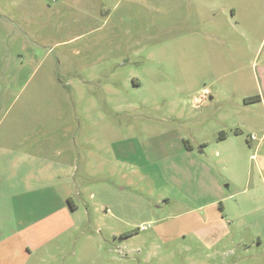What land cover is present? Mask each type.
<instances>
[{"label":"rangeland","instance_id":"rangeland-1","mask_svg":"<svg viewBox=\"0 0 264 264\" xmlns=\"http://www.w3.org/2000/svg\"><path fill=\"white\" fill-rule=\"evenodd\" d=\"M253 96L264 0H0V264H264Z\"/></svg>","mask_w":264,"mask_h":264},{"label":"crops","instance_id":"crops-1","mask_svg":"<svg viewBox=\"0 0 264 264\" xmlns=\"http://www.w3.org/2000/svg\"><path fill=\"white\" fill-rule=\"evenodd\" d=\"M264 99H262L261 97H259V100L258 101H263ZM263 134H264V132H263ZM221 137V139L222 140H224L225 138H226V136L225 135H221L220 136ZM259 144L260 143H258L257 144V146H256V149H258V146H259ZM260 168V167H259ZM259 168H258V171H259V174H261V172H260V170H259ZM264 183V182H263ZM66 200H68V198L66 199ZM68 202V201H67ZM218 204V200H213V201H210L209 202V205H217ZM219 208H223L222 206H221V204H219ZM224 209V208H223ZM224 217V216H223ZM223 217H221L222 218V221L221 222H219L220 224L221 223H223V224H225V220H224V218ZM217 220H219L220 221V219H217ZM216 220V221H217ZM218 222V221H217ZM217 230H221V228L219 229V228H217ZM261 242H262V239H261V237H257V239H256V244H258V245H260L261 244ZM3 247H6V245H4ZM18 247V246H17ZM14 250H16L17 252H19L20 250L21 251H23V253L26 255V256H29L30 254H31V249H30V247H28V245H26V246H23V247H18V248H15Z\"/></svg>","mask_w":264,"mask_h":264},{"label":"trees","instance_id":"trees-1","mask_svg":"<svg viewBox=\"0 0 264 264\" xmlns=\"http://www.w3.org/2000/svg\"><path fill=\"white\" fill-rule=\"evenodd\" d=\"M259 100V96H253V97H250V98H247V99H245V103H251V102H256V101H258ZM69 198H68V202H69Z\"/></svg>","mask_w":264,"mask_h":264},{"label":"built area","instance_id":"built-area-1","mask_svg":"<svg viewBox=\"0 0 264 264\" xmlns=\"http://www.w3.org/2000/svg\"><path fill=\"white\" fill-rule=\"evenodd\" d=\"M252 139L254 140L255 138L253 137Z\"/></svg>","mask_w":264,"mask_h":264}]
</instances>
